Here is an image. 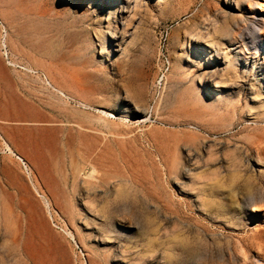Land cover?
Listing matches in <instances>:
<instances>
[{
    "label": "rangeland",
    "instance_id": "374dc122",
    "mask_svg": "<svg viewBox=\"0 0 264 264\" xmlns=\"http://www.w3.org/2000/svg\"><path fill=\"white\" fill-rule=\"evenodd\" d=\"M137 1L0 0V264H264V0Z\"/></svg>",
    "mask_w": 264,
    "mask_h": 264
},
{
    "label": "bare ground",
    "instance_id": "6f19581e",
    "mask_svg": "<svg viewBox=\"0 0 264 264\" xmlns=\"http://www.w3.org/2000/svg\"><path fill=\"white\" fill-rule=\"evenodd\" d=\"M132 1V0H131ZM135 2H138L137 0H135ZM111 3V2H110ZM130 4V3H129ZM123 6V5H122ZM128 6V5H127ZM123 8V7H122ZM127 8V7H126ZM127 11V9H126ZM216 27V26H215ZM218 28V27H216ZM216 30V29H215ZM219 30V29H218ZM217 31V30H216ZM219 32V31H218ZM201 33V32H200ZM216 33V32H214ZM212 33V34H214ZM196 34V33H195ZM206 34V33H205ZM188 35V34H187ZM201 38H204L201 37ZM186 39V37H185ZM207 39V38H206ZM205 39V40H206ZM209 40V39H207ZM208 43V42H207ZM210 43V41H209ZM211 44V43H210ZM208 44V45H210ZM213 44V43H212ZM103 45L105 48H109L108 46V42L107 41H103ZM215 45V44H214ZM216 47V45H215ZM219 48V47H218ZM214 50V49H213ZM28 71H33L31 66H27ZM45 79L47 80V77L45 76ZM49 80V79H48ZM48 84L50 87H52V89L59 94V97L61 99H69V98H74L71 95H69L62 87H59V85L54 84L51 80L48 81ZM78 105L83 107L84 110H77V114L80 113V119L82 120V122H86V123H93V124H98L100 127H103L105 129H107L108 133H112V129H113V123L114 121L109 119V117H105L103 115H100L96 121H93L90 116V114L85 111V108L90 110V108H92L91 104L88 103L86 100H82V99H78L76 100ZM82 113V115H81ZM78 117V116H77ZM77 126L81 127L80 122H76ZM92 124V125H93ZM96 126V125H95ZM102 128V129H103ZM96 131V130H94ZM100 132V131H99ZM103 133V132H102ZM92 135V134H91ZM89 136V135H88ZM94 137V136H93ZM97 138H101L99 136H96ZM104 138V141H111V140H116L114 137H108L106 135L103 134L102 139ZM8 150L9 153L11 155H13L15 158H17L20 162H22L24 164L23 158L17 154L16 152H14L9 146ZM103 150V147L99 146V145H94L90 140H85V142L82 143V148H78V160L76 162L75 165V169L77 171L78 174H82L88 179L91 180V182H97L100 181L101 182V176H99V172L101 171V167H104V165L99 164L98 161L100 160V157L98 156L99 152H101ZM94 180V181H93ZM257 199V198H256ZM254 201V200H253ZM46 202V201H45ZM255 202V201H254ZM48 203V202H47ZM160 231V230H159ZM174 235V234H173Z\"/></svg>",
    "mask_w": 264,
    "mask_h": 264
}]
</instances>
